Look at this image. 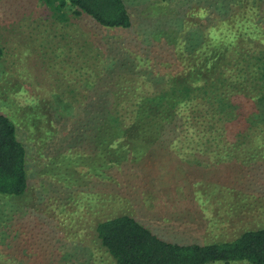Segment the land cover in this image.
I'll return each mask as SVG.
<instances>
[{
	"label": "rangeland",
	"instance_id": "obj_1",
	"mask_svg": "<svg viewBox=\"0 0 264 264\" xmlns=\"http://www.w3.org/2000/svg\"><path fill=\"white\" fill-rule=\"evenodd\" d=\"M125 1L133 19L128 29H108L66 9L70 19L61 21L62 10L45 0H0V110L16 123L19 139L26 145L30 180L25 196L0 198V202L13 211V233L22 226L25 241L38 249L24 258L25 264H114L96 248L84 253L81 248L75 255L72 245L63 249L61 240H89L97 221L125 213L162 238L181 243L220 242L245 230L264 228V168L258 171L242 165L227 154L229 147L213 145L206 135H194L193 129L187 140H174L175 149L129 144L136 147L130 162L113 159L115 143L109 151L86 148L84 140L90 136L85 127L72 130L67 142L66 133L55 126V138L49 137L50 122L45 119L50 121L53 106L63 101L59 116L74 122L76 107L68 112L66 105L84 100L86 82L102 72L98 65L110 49L153 57L156 54L149 56L147 51L154 45L164 48L169 40L188 49L184 27L189 22L205 25L211 14L214 30L221 19L231 22L234 17L233 24L253 19L243 21L253 26L245 31L259 35V45L247 42V47L264 56V0ZM209 4L219 10L204 7L196 13L197 7ZM168 60L167 65L175 64ZM83 64L85 72L97 69L87 81H82L86 75H80ZM80 81L75 95L82 100L75 102L70 89ZM193 84L199 87L196 81ZM238 103L242 113L255 111V107L245 109L241 100ZM38 116L45 117L44 121L34 119ZM82 137L81 142L76 140ZM96 155L97 160L86 159ZM105 160H114L115 173L110 176L105 173ZM13 233L7 242H13Z\"/></svg>",
	"mask_w": 264,
	"mask_h": 264
},
{
	"label": "trees",
	"instance_id": "obj_2",
	"mask_svg": "<svg viewBox=\"0 0 264 264\" xmlns=\"http://www.w3.org/2000/svg\"><path fill=\"white\" fill-rule=\"evenodd\" d=\"M45 1L62 10L61 21H69L66 10H70L74 16H88L108 29H128L133 25L125 0ZM217 5L223 7L222 3ZM204 7L219 10L211 4L196 10H205ZM210 16L206 17L205 25L186 24L182 32L188 49L181 42L171 40L164 48L157 49L158 45H154L149 49V56L156 54L153 57L131 51L125 55L110 49L98 65L97 69L102 71L98 77L93 76L97 69L87 68L85 72L83 64L80 75L86 77L82 81L93 76L94 82H86L88 88L84 100L75 95L76 87L82 81L75 82L70 89L75 102L82 100L79 104L66 105L68 112L71 107L72 110L76 107L74 122L59 116L65 106L63 101H60L62 105L53 106L50 121L44 117L50 122L49 137L55 138L52 129L55 126L66 133L63 139L67 142L66 137L72 130L85 127L87 137L90 136L86 139L88 142L84 140L86 148L109 151L115 143L118 147L113 159L130 162L136 147L129 144L145 146L150 143L175 149L173 144L180 142V137L187 140L193 129L194 135H206L211 144L229 147L227 154L237 158L242 165L263 170L264 56L255 55L247 47V42L259 45L260 37L245 31L253 26L243 21L254 22L253 19L242 18L239 19L242 22L234 24V17L231 22L221 19L214 30ZM169 58L175 64L167 65ZM71 64L74 66V62ZM195 81L199 87L193 84ZM239 100L245 109L255 107V111L242 113ZM34 119L44 121L39 116ZM82 139L76 140L81 142ZM66 147L65 144L61 149ZM220 156H224L222 152ZM88 158L94 161L98 157ZM112 163L105 160L107 176L115 173ZM29 185L26 145L19 139L16 123L0 110V198L3 201L21 198L27 194ZM114 193L113 197H116L118 193ZM13 216V211L0 202V264H25L24 258L38 253L37 247L25 241L22 226L17 234L13 233ZM91 230L89 240L63 238V249L64 245L67 248L72 245L71 249L77 255L81 248L83 253L85 249L88 252L96 248L105 252L114 264H264V228L245 230L235 238L220 242L181 243L162 238L136 217L125 213L101 219ZM12 233L11 245L7 240Z\"/></svg>",
	"mask_w": 264,
	"mask_h": 264
}]
</instances>
